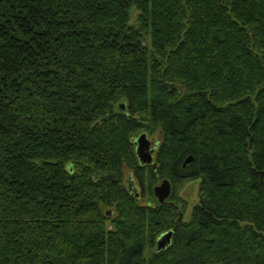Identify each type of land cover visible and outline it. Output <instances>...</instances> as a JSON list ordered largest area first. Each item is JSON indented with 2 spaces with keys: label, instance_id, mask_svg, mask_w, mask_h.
<instances>
[{
  "label": "trees",
  "instance_id": "obj_1",
  "mask_svg": "<svg viewBox=\"0 0 264 264\" xmlns=\"http://www.w3.org/2000/svg\"><path fill=\"white\" fill-rule=\"evenodd\" d=\"M0 264H264V0H0Z\"/></svg>",
  "mask_w": 264,
  "mask_h": 264
},
{
  "label": "water",
  "instance_id": "obj_2",
  "mask_svg": "<svg viewBox=\"0 0 264 264\" xmlns=\"http://www.w3.org/2000/svg\"><path fill=\"white\" fill-rule=\"evenodd\" d=\"M121 110L124 109V104L120 105ZM135 145V154L140 162V164H150L152 161L151 154L149 151V141L145 138L144 135L138 136L133 141ZM191 157H188L183 164V167L189 164ZM153 194L158 200L159 203H164L170 195V184L167 180H163L159 185L154 186ZM172 232H166L161 234L156 240V251L163 250L170 243V237Z\"/></svg>",
  "mask_w": 264,
  "mask_h": 264
},
{
  "label": "rangeland",
  "instance_id": "obj_3",
  "mask_svg": "<svg viewBox=\"0 0 264 264\" xmlns=\"http://www.w3.org/2000/svg\"><path fill=\"white\" fill-rule=\"evenodd\" d=\"M147 138L150 139L151 136H147L146 139ZM125 182H127V179L125 180ZM136 183H134V184H136ZM159 184L160 183H158L156 185H159ZM198 187H199V180H194V181H186L178 188L177 196H179V198L181 200L180 205L182 206V208L184 210L185 218L188 217V214H189L192 206L198 200ZM135 190L137 193H139V188H138L137 184H136ZM184 216L182 215V217H184Z\"/></svg>",
  "mask_w": 264,
  "mask_h": 264
},
{
  "label": "flooded vegetation",
  "instance_id": "obj_4",
  "mask_svg": "<svg viewBox=\"0 0 264 264\" xmlns=\"http://www.w3.org/2000/svg\"><path fill=\"white\" fill-rule=\"evenodd\" d=\"M147 140L149 141V143H150V145H149V151H151L152 152V154H151V158L153 159V152L155 151V148H156V145H157V143L156 142H154L152 139H148L147 138ZM126 185H127V187H130V189L132 190L134 187L132 186V185H134L133 184V182L130 180V179H127V182H126ZM132 187V188H131Z\"/></svg>",
  "mask_w": 264,
  "mask_h": 264
}]
</instances>
